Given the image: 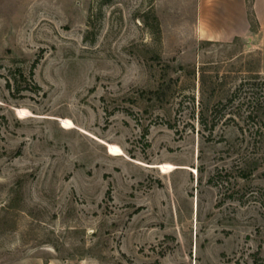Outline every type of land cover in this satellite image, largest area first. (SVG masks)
<instances>
[{
    "label": "rangeland",
    "instance_id": "1",
    "mask_svg": "<svg viewBox=\"0 0 264 264\" xmlns=\"http://www.w3.org/2000/svg\"><path fill=\"white\" fill-rule=\"evenodd\" d=\"M200 5L0 0V264H264V21Z\"/></svg>",
    "mask_w": 264,
    "mask_h": 264
},
{
    "label": "crops",
    "instance_id": "2",
    "mask_svg": "<svg viewBox=\"0 0 264 264\" xmlns=\"http://www.w3.org/2000/svg\"><path fill=\"white\" fill-rule=\"evenodd\" d=\"M213 1V3H208V0H201L200 5V24L204 26L208 23L215 32L208 35L218 38L248 37L251 33L248 0ZM253 9L258 21L262 23L264 21V0H254Z\"/></svg>",
    "mask_w": 264,
    "mask_h": 264
},
{
    "label": "trees",
    "instance_id": "3",
    "mask_svg": "<svg viewBox=\"0 0 264 264\" xmlns=\"http://www.w3.org/2000/svg\"><path fill=\"white\" fill-rule=\"evenodd\" d=\"M35 68V67H34ZM21 78L24 79L26 81V77L24 74L21 73ZM246 177V179H249L250 178V175L249 174H245L244 175Z\"/></svg>",
    "mask_w": 264,
    "mask_h": 264
}]
</instances>
